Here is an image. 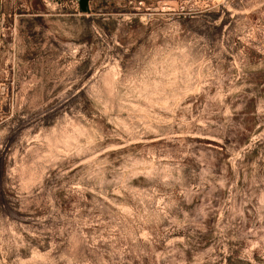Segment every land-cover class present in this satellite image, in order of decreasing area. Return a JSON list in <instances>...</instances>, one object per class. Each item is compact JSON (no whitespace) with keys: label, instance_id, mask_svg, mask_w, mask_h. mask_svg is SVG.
<instances>
[{"label":"rangeland","instance_id":"1","mask_svg":"<svg viewBox=\"0 0 264 264\" xmlns=\"http://www.w3.org/2000/svg\"><path fill=\"white\" fill-rule=\"evenodd\" d=\"M0 0V264H264V0Z\"/></svg>","mask_w":264,"mask_h":264},{"label":"water","instance_id":"2","mask_svg":"<svg viewBox=\"0 0 264 264\" xmlns=\"http://www.w3.org/2000/svg\"><path fill=\"white\" fill-rule=\"evenodd\" d=\"M89 0H79V7L82 12H88L89 11Z\"/></svg>","mask_w":264,"mask_h":264}]
</instances>
